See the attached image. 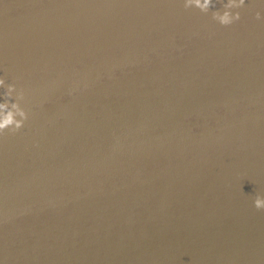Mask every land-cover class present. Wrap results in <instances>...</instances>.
<instances>
[{
	"label": "water",
	"instance_id": "water-1",
	"mask_svg": "<svg viewBox=\"0 0 264 264\" xmlns=\"http://www.w3.org/2000/svg\"><path fill=\"white\" fill-rule=\"evenodd\" d=\"M228 8L0 0V264H264V3Z\"/></svg>",
	"mask_w": 264,
	"mask_h": 264
},
{
	"label": "clouds",
	"instance_id": "clouds-1",
	"mask_svg": "<svg viewBox=\"0 0 264 264\" xmlns=\"http://www.w3.org/2000/svg\"><path fill=\"white\" fill-rule=\"evenodd\" d=\"M262 3H264V0H261ZM213 0H184V6L186 8L191 7L195 5V7L201 9L202 11H208L210 9V6L212 5ZM246 3V0H228L229 8L222 11V12H216L214 14V18L219 21L222 25H230L235 20L240 19V12L236 11L233 13V9H239L242 8ZM257 18L261 16L260 12L256 13ZM5 81L3 79H0V88L4 87ZM7 95L11 98L13 91L15 90L14 84H8L7 85ZM17 107L16 103H11V106H9V103H3L0 102V127H4L5 123H12L14 113L11 109ZM9 117L8 121L6 122L4 120L5 115ZM21 117H25L26 114L24 112L20 113ZM16 125L19 127L22 123V120L16 119ZM253 203L257 209H264V191H256L253 194Z\"/></svg>",
	"mask_w": 264,
	"mask_h": 264
}]
</instances>
